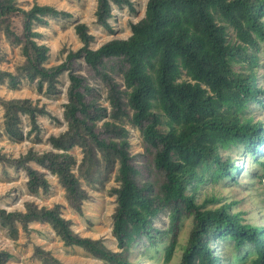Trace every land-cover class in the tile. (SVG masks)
Wrapping results in <instances>:
<instances>
[{
  "label": "trees",
  "instance_id": "1",
  "mask_svg": "<svg viewBox=\"0 0 264 264\" xmlns=\"http://www.w3.org/2000/svg\"><path fill=\"white\" fill-rule=\"evenodd\" d=\"M112 5L132 8L131 0H96L95 22L111 29ZM70 13L49 4L33 3L24 9L14 0H0V29L11 44L18 45L23 61L16 71L0 69V82L14 88L22 78L34 82L39 92H58L59 76L66 71L68 85L63 119L66 128L50 134V149L32 148L18 157L0 153V161L22 168L31 193L46 191V172L31 165L33 161L54 174L64 188L68 204L81 211L87 197L73 171V147L82 152L77 169L86 180H97L116 164L112 187L115 206L111 233L120 248L109 249L101 238L81 236L71 228L60 205L38 206L24 203V210L0 207V225L15 238L19 228L47 223L65 245L83 248L106 264H135L128 260L130 247L142 238L155 243L153 218L168 210L171 240L165 247V260L174 252L176 229L183 216H191L192 227L179 264H220L221 256L213 242L229 239L235 248L234 259L244 264H264V223L244 222L231 203L207 207L196 202L195 191L206 179H235L241 166L227 151L241 147L253 157L264 144V121L248 111L250 103L264 105V89L257 83L258 51L264 49V0H147L144 15L130 24L126 38H111L96 48L86 23L78 21L75 32L82 45L69 49L64 60L46 66L48 46L36 38L34 24H46L47 16L70 17ZM21 23L20 32L12 26ZM234 37L228 38V28ZM84 64L104 83L109 108L98 101L99 93L86 76L75 68ZM244 67L236 70L234 65ZM119 74V83L114 77ZM3 132L12 139L40 130L38 115H50L44 105L29 98L0 97ZM26 119L29 129L21 123ZM139 128L145 149L158 172L156 189L149 181L136 180L137 169L129 152L128 130L124 120ZM164 127L163 129L161 127ZM264 170V161H260ZM264 178V172L260 175ZM165 231V232H166ZM250 246L244 255L240 249ZM35 255L47 264H65L49 250L35 247ZM11 254L0 249V264Z\"/></svg>",
  "mask_w": 264,
  "mask_h": 264
},
{
  "label": "rangeland",
  "instance_id": "2",
  "mask_svg": "<svg viewBox=\"0 0 264 264\" xmlns=\"http://www.w3.org/2000/svg\"><path fill=\"white\" fill-rule=\"evenodd\" d=\"M131 1L132 8L126 5H112L109 18L111 29H108L95 22L96 0H14L17 6L24 9L29 8L33 3L49 4L71 14L70 17L47 16L46 24H34L33 26L40 32L36 40L46 44L49 48L46 66L58 64L64 60L67 50H75L82 45L74 29V25L78 21L86 23L88 31L93 35L90 44L92 48L98 47L111 38H126L130 34L131 22H136L144 15L147 0ZM262 18L264 19V15ZM12 26L15 31L20 32L21 23L18 17L13 18ZM233 37L234 31L229 27L228 38L233 39ZM257 54L259 57L257 83L264 89V49L261 48ZM22 61L23 56L19 46L11 44L3 30L0 29V69L15 72L16 66L20 65ZM74 65L76 70L84 74L89 83L95 86L99 93L98 101L109 108L105 99L106 88L101 79L84 64L82 59L76 60ZM243 67L242 63L234 65L236 70ZM114 77L121 83L119 74L116 73ZM67 85L66 71L59 76L58 92L52 95L39 92L34 82H29L24 78L14 88L9 87L7 81L0 82L1 98H29L38 102L39 105H44L50 114L49 116H37L40 126L38 136L32 132L28 135L24 134L21 139H12L3 132V109L0 105L1 154L13 158L25 153L30 148L38 152L50 149V144L47 141L48 135L58 134L66 128L62 113L63 104L66 102ZM248 111L264 121V105L250 103ZM124 124L128 130L129 152L137 169L136 180L141 183L149 181L152 183L153 189H156L155 182L158 172L152 165L151 154L145 149L141 131L126 119ZM21 127L24 132L29 129L26 119L22 121ZM260 148L261 150L254 157L241 147L221 151L223 156L228 151L232 157H235L242 170L235 175V179L224 178L219 181L211 180L209 177L211 171H208L206 179L199 184L195 191L196 202H204L206 198L213 196L218 200L208 201L205 203L207 207H214L224 202L231 203L230 209L239 212L244 222L263 224L264 178H261L260 175L264 170L260 161H264V144ZM71 153L76 158V167L73 171L79 177L81 187L87 194L82 202L80 212L68 204L64 188L59 184L57 177L33 161L29 162V165L46 172L45 177L49 182V188L46 191L39 190L37 193L29 192L26 187L27 176L24 170L15 168L8 162L0 161V207L6 210H24V203L27 201L47 207L59 204L61 215L70 220L74 232L81 236L101 238L109 249L118 251L120 248L111 233L112 213L115 206V194L112 192V187L117 183L115 180L117 165L114 164L110 170H105L103 176L99 175L97 180H86L77 169V164L82 157L80 148L73 147ZM168 226V210L165 209L153 218L152 231L156 236L155 243H150L149 237L146 235L142 236L130 247L128 260L135 264H179L183 245L187 242L192 227V218L183 216L178 222V228L175 231L177 235L176 248L171 257L165 260V247L172 237V232L166 231ZM36 246L49 250L53 257L65 264H106L103 260L91 256L81 247L65 245L47 223L31 222L29 230L26 232L19 228L15 238L9 236L0 225V249L7 250L11 254L6 264H47L35 255ZM213 250L221 256L220 264H241L234 259L235 248L231 240L226 238L214 241ZM248 250H251L250 246L241 248L239 252L245 255ZM247 262L248 258L245 259L244 264Z\"/></svg>",
  "mask_w": 264,
  "mask_h": 264
}]
</instances>
